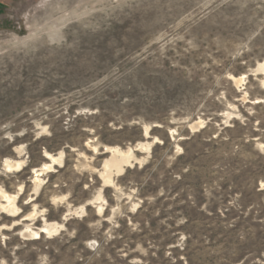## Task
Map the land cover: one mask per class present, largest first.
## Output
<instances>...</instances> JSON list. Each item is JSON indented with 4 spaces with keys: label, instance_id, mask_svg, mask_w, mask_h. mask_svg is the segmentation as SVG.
<instances>
[{
    "label": "rangeland",
    "instance_id": "rangeland-1",
    "mask_svg": "<svg viewBox=\"0 0 264 264\" xmlns=\"http://www.w3.org/2000/svg\"><path fill=\"white\" fill-rule=\"evenodd\" d=\"M259 63L264 0H0V166L21 161L0 169L20 184L0 264H264ZM136 142L102 187L89 167Z\"/></svg>",
    "mask_w": 264,
    "mask_h": 264
},
{
    "label": "bare ground",
    "instance_id": "bare-ground-1",
    "mask_svg": "<svg viewBox=\"0 0 264 264\" xmlns=\"http://www.w3.org/2000/svg\"><path fill=\"white\" fill-rule=\"evenodd\" d=\"M259 66H264V63H259ZM194 125L196 126V123L191 125V127L193 128ZM147 128H148V126H144V131H143L144 137L146 136ZM87 146L91 147L92 152L94 154L99 152L95 145L91 146L88 144ZM148 148H149V142L145 143V144H143L141 142H136L133 147L127 146L124 149H122L118 146H105V152L108 154V157L104 159V161L100 164V166L98 168L97 167H89L90 171L92 173L96 174L98 176V178L100 180H102V184H101L102 187L113 186L116 188L117 185L114 184V179H113L114 175H117V176L120 175V173L124 170L125 167H130L133 162L137 163L138 161L141 160L139 157H137L135 155L134 150H137V151L139 149L147 150ZM14 152L16 153L15 154L16 156L14 157L15 159L4 160L0 166V169H2L3 171H6V172H11V171L17 170L20 167L21 161L16 159L18 157V154L20 153V151L15 150ZM62 152L63 151H59L58 154H54V155L46 153L45 157L47 158V162H49V163H46V161L44 163L42 161L43 164L40 165L39 168H37L33 171V178H32L33 188H32V193H30V195H29L30 200H32L35 197L36 192L40 186V183H41L40 173L47 171L51 167V165L54 163L60 164L61 160H62V154H63ZM76 166H77V168H79V167H83L84 165H82V163L78 162L76 164ZM19 190H20V184H18V188L15 191H13V190L10 191L8 187H3L2 185H0V216H1L0 220L5 221L7 218H12L13 219V220H11L13 222L12 225H18L20 222V221L14 219L19 214V207L16 203V196L19 193ZM99 198H100V194L98 193L97 196L87 200L85 204H81L80 206L75 207L74 209L68 208L62 214L63 215L62 220L65 219L64 216H67L68 214H71V213L72 214L75 213V214L81 215V216L84 215V213L86 212V206L95 207L96 208L95 209L96 215H100L103 211V203L95 205L96 201L99 200ZM49 200H50L49 202L52 204L53 202L56 201V197H52L51 199L49 198ZM101 200L103 201V199H101ZM30 202H32V201H30ZM32 215H33L32 212L26 213V214H24V216L21 219H22V221H24V220L26 221ZM38 216H39V214H38ZM25 227L26 228L22 231V235L23 236H30L33 228L28 226V224H26ZM6 228H8V226L6 227V226H4V224L1 225V229H6ZM37 228H38L37 232L48 234V233H53L57 229H61L62 223L45 222ZM37 232L35 231V233H37Z\"/></svg>",
    "mask_w": 264,
    "mask_h": 264
},
{
    "label": "snow or ice",
    "instance_id": "snow-or-ice-1",
    "mask_svg": "<svg viewBox=\"0 0 264 264\" xmlns=\"http://www.w3.org/2000/svg\"><path fill=\"white\" fill-rule=\"evenodd\" d=\"M262 147H264V146H262Z\"/></svg>",
    "mask_w": 264,
    "mask_h": 264
}]
</instances>
